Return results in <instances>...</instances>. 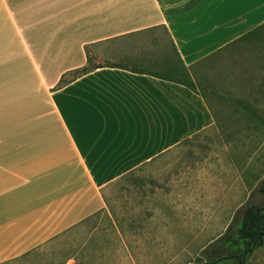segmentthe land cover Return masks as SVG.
Returning <instances> with one entry per match:
<instances>
[{
    "label": "crops",
    "instance_id": "1",
    "mask_svg": "<svg viewBox=\"0 0 264 264\" xmlns=\"http://www.w3.org/2000/svg\"><path fill=\"white\" fill-rule=\"evenodd\" d=\"M262 23L264 0H0V264H90L103 217L127 245L121 189L138 220L177 224L201 171L190 140L222 136L204 93L153 74L106 65L59 86L88 48L165 26L194 66ZM263 76L251 96L264 102ZM159 191L160 208L142 206Z\"/></svg>",
    "mask_w": 264,
    "mask_h": 264
},
{
    "label": "rangeland",
    "instance_id": "2",
    "mask_svg": "<svg viewBox=\"0 0 264 264\" xmlns=\"http://www.w3.org/2000/svg\"><path fill=\"white\" fill-rule=\"evenodd\" d=\"M254 29L214 51L213 56L197 62L192 68L196 89L208 97L216 110L222 136L210 132L207 139L190 140V154L184 153L194 157L193 164L201 171L188 180L192 197L179 199V222L162 228L164 224L156 222L153 225L138 220L131 209L139 201L134 198L136 193L121 189L113 204L127 245L103 217L99 220L103 226L101 224L95 236L99 244L91 247L92 254L98 258L90 264H188L212 259H223L227 264H264V245L244 262H238L227 258L231 250L224 243L227 235L237 232L246 206L264 203V196L258 191L264 178V102L251 96V82L256 84L263 80L260 77L264 72L254 69L253 64L261 60V56L255 58L257 52L264 54V26ZM157 34L161 46H167L164 29L159 28ZM157 48L152 37L143 35L116 39L92 48L90 52L98 63L144 68L149 60L157 58ZM214 161L217 162V174L212 166L208 175V163ZM185 162L182 160L181 166ZM171 167L164 169L162 182L167 183L172 178L171 173L166 174ZM203 168L205 172H202ZM140 172L141 169L135 173ZM161 193L164 191H159L158 195L149 194L142 206L160 208L165 199ZM124 210L126 213L122 212ZM153 215L157 218L162 214ZM153 215L145 213L142 218ZM102 243H108V247Z\"/></svg>",
    "mask_w": 264,
    "mask_h": 264
},
{
    "label": "trees",
    "instance_id": "3",
    "mask_svg": "<svg viewBox=\"0 0 264 264\" xmlns=\"http://www.w3.org/2000/svg\"><path fill=\"white\" fill-rule=\"evenodd\" d=\"M264 26V23L256 27L254 30ZM163 28L167 37L168 45L161 46L159 43V36L157 34L158 29ZM148 36L154 39L155 44L158 45L156 49L157 58L149 60V63L144 68L130 67L118 63L103 62L98 63L91 55L88 48V63L82 67L70 70L63 74L59 86H64L74 80L75 78L102 66H119L131 69L136 72L149 73L155 76L161 77L166 80L178 82L191 88L192 90L199 92L196 89L193 66H188L182 58L177 46L169 34L168 29L165 26H154L143 29L141 31L130 34L129 36ZM209 55L199 62L205 61ZM246 106H249L246 103ZM259 193L264 196V178L259 183ZM225 246L230 248L231 254L227 257L229 260H236L238 262H244L247 257L255 251L258 247L264 245V203H250L246 206L243 217L239 223L238 230L234 234L227 235L225 239ZM239 251V252H238ZM241 251V252H240ZM188 264H227L223 259H212L199 262H190Z\"/></svg>",
    "mask_w": 264,
    "mask_h": 264
}]
</instances>
